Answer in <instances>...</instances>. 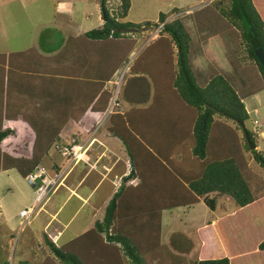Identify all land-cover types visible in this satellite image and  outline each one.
Masks as SVG:
<instances>
[{
	"label": "trees",
	"instance_id": "obj_1",
	"mask_svg": "<svg viewBox=\"0 0 264 264\" xmlns=\"http://www.w3.org/2000/svg\"><path fill=\"white\" fill-rule=\"evenodd\" d=\"M107 2L99 0L103 17L99 27L77 36L59 35L53 43L46 41L51 30L43 29L37 45L53 53L49 56L32 53V48L0 53V143L16 134L14 128L4 126L7 121L21 120L33 135L28 157L0 151V171L14 169L25 179L45 163L51 176L58 173L66 163L61 151L75 137L64 133L67 124H78L86 111H107L111 93L104 86L135 45L128 35L158 26V36L131 66L133 73L153 82L149 105L108 113L107 131L121 142L130 163L135 162L134 169L121 178L92 228L64 246H56L46 236L43 239L57 264H123L122 257L128 264H152L153 260L155 264H235L240 253L229 251V244L247 241L249 235L241 236L236 230L226 242L221 228L238 222L235 216L243 209L248 214L249 207L256 205L255 214L264 211V178L246 156L249 153L264 171V153L257 148L255 131L245 126L249 114L244 104L245 98L264 90V66L255 56L258 48L264 54V0H214L168 20L172 12H180L172 8L159 13L156 21L141 24L124 20L130 0H118L113 13ZM214 17L236 31L243 57L256 66L258 81L236 77L237 58L228 63V70L216 66L215 60H209L204 69L195 66L193 57L199 46L186 19L191 18L201 31ZM172 104L178 111L172 110ZM51 148L60 152L62 164L45 161ZM127 179L136 182L127 186ZM220 195L231 199L236 210L196 230L200 247L195 258L187 257L185 250L164 251L162 211L200 200L214 210ZM212 227L206 237L204 233ZM260 229L254 253L264 252V219ZM172 240L169 246L175 249ZM260 260L264 262L263 257ZM2 263L9 264L5 259ZM17 264L30 263L19 260Z\"/></svg>",
	"mask_w": 264,
	"mask_h": 264
},
{
	"label": "rangeland",
	"instance_id": "obj_2",
	"mask_svg": "<svg viewBox=\"0 0 264 264\" xmlns=\"http://www.w3.org/2000/svg\"><path fill=\"white\" fill-rule=\"evenodd\" d=\"M171 1L172 5L168 6V3ZM213 1L192 0L190 3L182 4L181 0H133L134 5L129 14L131 20L128 21L136 23L137 20L142 19L140 22H137L138 24L146 21L154 22L158 19L159 13H168L172 8L178 9L180 12H172L167 18L170 20L193 12ZM106 5L108 11L113 13L118 5V0H108ZM216 18L219 19L218 17H214V22L211 24L205 23L206 25L204 24L201 31H198L191 18L186 19V26L194 43L199 46L193 57L195 66L198 69H204L209 60H215L216 66L228 70V63L237 58L238 61L233 69L236 77L243 75V77L247 76L254 81H258L259 76L256 66L253 62L246 59V57H243V46L240 44L236 31L225 21L221 19L216 20ZM100 20H103V17L99 0H0V53L26 51L32 48L34 50L31 51L32 53L40 52L42 54L37 44L38 37L45 27L53 28L52 31L59 29L64 37L77 36L89 29L99 27L101 25ZM159 30L160 27L157 26L151 29H142L137 31L136 34L128 35L134 38L135 45L125 55L123 63L104 86L111 93V97L107 111L98 113L93 118L94 121L96 119V124H99L98 130H96V124H93L94 121L88 123L82 121L81 124L83 126L77 130L75 123L69 122L64 129V133L72 134L73 132L78 137L76 139L75 136L72 140H76L77 144H84V149L87 150V154H90V156H93L90 153V147L95 153L102 151L100 154L105 156L106 165L110 164L111 166L108 169L104 168V161H100L98 166L96 165L97 167L93 168L92 173L87 176L86 181L81 185V190L79 189L83 194H86L91 191L92 185L98 183L100 180L102 181L101 178L103 176L106 178L103 179L100 188L94 192L93 199L96 200H91L92 205L82 206L75 213L81 201L71 195L60 209L58 222H54L52 227L59 225L57 223H60V225L67 223V225L62 229L61 233L54 232L51 229L52 227H48L52 219L44 218L45 209L50 205L57 209L68 194V191L65 190L61 192L62 184H66L72 188V180H78L82 175L89 172V167L87 166L78 172L72 170L73 168L76 169L77 165L72 166L73 168L61 178L59 183L56 180L53 185L54 192L52 191L48 196L43 198V200L47 199L44 204L43 200L36 203V199H34L36 195L34 192L35 188L31 187L16 172L2 173L0 175V264H3V259L7 260L9 264H17L19 260H27L30 264H42L44 261L50 260L53 264H57L58 261L53 257V254L44 242V236L56 246H64L65 244H70V241L79 236L80 233L92 228L94 221L102 218L104 206L107 203L102 199L107 196L105 190L109 188L110 181L113 182L111 183L113 190H116L123 181H121V178L127 175L131 169H134L132 164L135 166L134 161L131 164L128 158L124 160L123 156L126 155L124 147L118 139L112 137L107 131L110 116L107 115V112L109 110L111 112H124L132 107L144 108L149 105V99H151L153 91V82L144 75L140 76L133 73L131 66L134 63L135 57L152 39L158 36ZM199 36H204V39H198ZM239 58L242 60L239 61ZM256 94L258 95H252L244 100L249 114L248 120L245 121V126L250 130L255 129L257 148L264 153V90ZM175 109L177 110L172 104V110ZM105 113L108 117H105ZM254 119H257V122L263 123L262 126L256 128L253 124ZM18 121L14 124L17 128L16 135L5 138L0 143V151L10 154L13 152V156L17 157H26L31 151L33 135L25 123L21 120ZM7 124L11 125L8 122L5 126H9ZM100 143L109 149L101 150ZM12 149H16L17 153ZM59 154L55 149L51 148L48 152V157L44 159L45 161L62 164L64 160ZM246 156L249 165L256 174L264 178V171L253 161L249 153ZM42 165L46 169L47 164L44 163ZM78 168L80 167L78 166ZM46 171L48 172L47 169ZM130 176L128 175V179L131 178ZM128 179L126 181L127 186L136 182V180ZM31 202L37 204L34 209L35 211H33L34 216L29 222L21 221L18 217L19 209L31 206L33 204ZM221 204L220 202L218 209L223 211L224 206L222 207ZM255 207L256 205L249 207L248 214L246 213V209L241 210L235 216V218L238 217V222H229L221 228L225 231V235L230 237H232L231 234L236 230L239 231L241 236L249 235V240L242 241L238 243L236 249L229 250L240 253V257L234 261L235 264H251L253 259L255 260V264H264L260 260L261 257L264 260V252L254 253L257 245L256 243L254 244V241L257 242L256 239L262 233L260 227L264 219V211L255 214ZM171 211L172 214H170ZM216 213L219 212L209 210L203 201L193 204L188 209L186 207H179L172 210H163L160 219V239L162 245L165 247L164 251L169 249L167 241H169L170 232H172V239L174 240L179 239L178 236L183 231L184 234L189 236L190 239H187L188 241H194L195 235H193V230L195 228L201 229L205 223H213L217 217ZM239 215L244 218H240ZM214 227L207 230L204 235L206 237L210 236ZM250 228H255L252 234H250ZM218 241L216 238L215 243ZM187 244L186 241L183 243L184 246ZM74 250L78 251V246H74ZM192 254L194 255L193 258H195V254L197 253L193 251ZM120 259L123 264H128L125 258L122 257Z\"/></svg>",
	"mask_w": 264,
	"mask_h": 264
},
{
	"label": "crops",
	"instance_id": "obj_3",
	"mask_svg": "<svg viewBox=\"0 0 264 264\" xmlns=\"http://www.w3.org/2000/svg\"><path fill=\"white\" fill-rule=\"evenodd\" d=\"M182 1V4H187V3H190V2H192V0H181ZM133 5H134V2H133V0H130V6H129V9H128V11H127V13H126V17H125V19L124 20H131L130 19V16H129V14H130V12H131V9H132V7H133ZM169 5H172V1L171 2H169L168 3V6ZM140 20H142V19H139V20H137V22H140ZM101 21V24H102V22H103V20H100ZM135 22V21H134ZM136 22V23H137ZM46 28H48V29H50L51 31L48 33V36H47V38H46V41H52V40H54V41H52L51 43H53V42H55L56 40H57V38H58V36L60 35V36H62L63 38H66V36L64 37L63 36V34L59 31V29H56V30H54V31H52V29L53 28H50V27H45L44 29H46ZM155 39V38H154ZM153 40V39H152ZM39 50H41L42 52V54L44 55V56H49V55H51V54H53V53H50V52H48V51H43L41 48H39ZM255 96L256 95H258V94H254ZM253 95V96H254ZM151 97H152V94H151ZM95 100H96V98L94 99V102H95ZM245 100V99H244ZM151 101V99H149V102ZM245 104V103H244ZM246 107V106H245ZM246 109H247V107H246ZM98 113H92V112H90V111H86V113H84V115L81 117V118H79V120L80 121H78L79 123L78 124H75L76 126H77V128H76V130L78 129V128H81L83 125L81 124V122L82 121H85V123H88V122H90V121H94V117H96V115H97ZM8 122H10V121H7L6 123H8ZM15 122H19L18 120L17 121H13V122H10L11 123V125L10 124H7V125H9V127H11V128H14V130H16L15 131V133H17V128L14 126V124H15ZM6 123H5V125H6ZM231 123V122H230ZM93 124L95 125L96 124V119H95V121L93 122ZM4 125V126H5ZM81 125V126H80ZM28 127V126H27ZM95 127H96V130H98V128H99V124H96L95 125ZM73 133V132H72ZM74 134V133H73ZM16 135V134H15ZM81 135H84V134H81ZM76 136V135H75ZM77 137V136H76ZM78 138V137H77ZM117 139V138H116ZM87 140V139H86ZM85 140V141H86ZM101 147H100V149L102 150H108L109 148L107 147V146H105V145H103L102 143H100L99 144ZM14 152H16L17 153V150L16 149H12ZM102 151H97L96 153H95V151L93 152L92 151V149H91V147H90V153L91 154H93V156H90V154H87V151H86V155L84 156V160L83 161H81L75 168L76 169H72L73 171L75 170V171H78V172H80L81 170H83V169H85L87 166L89 167V172H87L85 175H82L78 180L77 179H75V180H72V182H73V184H72V188H70L69 186H67L66 184H62V191L61 192H64V190L65 191H68V194H67V197H66V199L61 203V205L59 206V207H57V209H55L54 207H52V205H50L47 209H45V212H44V218L45 219H47V218H49V219H52V220H50V222H49V225H48V227H52V225L54 224V222H58V218H59V213H60V209H61V207L63 206V204L66 202V200L72 195V196H75L78 200H80L81 201V204L79 205V207L76 209V211H75V213L77 212V210L78 209H80V208H82V206L84 207V206H86V205H92L91 204V200L93 199V194H94V192H96L99 188H100V185H101V183H102V181H103V179H106L104 176L101 178L102 179V181L100 180L98 183H96V184H94V185H92V187H91V191L90 192H88V193H86V194H83L82 193V191H80L81 190V188L80 187H82L81 185L86 181V178H87V176L89 175V174H91L92 173V170H93V168H95V167H97L98 166V163L101 161H104V168H111V166H110V164H108V165H106V160H104V155L103 154H100ZM13 153V152H12ZM30 155V154H29ZM28 155V156H29ZM28 156H26V157H28ZM123 158H124V160H126V158H128V156H123ZM128 160H129V158H128ZM97 165V166H96ZM78 166L80 167V168H78ZM106 169V170H107ZM10 172H16L14 169H9V170H6V171H0V175L2 174V173H10ZM17 173V172H16ZM18 174V173H17ZM111 183H113L112 181H110V184H109V188H107L105 191L107 192V196L106 197H104L102 200L104 201V202H107L108 200H109V198L111 197V194L115 191V190H113V188H112V184ZM31 186V185H30ZM31 187H33V186H31ZM80 189V190H79ZM57 192V191H56ZM49 198V197H48ZM34 199H36V195H35V197H34ZM34 199H33V201H34ZM223 199H226V200H223ZM93 200H96V199H93ZM47 201V199L46 200H43V204L45 203ZM200 201H202V200H200ZM220 202L222 203L221 205H222V207H223V211H220L219 209H218V206L220 205ZM33 202H31V204H32ZM204 203V202H203ZM34 204V203H33ZM191 206H193V205H191ZM191 206H189V207H191ZM29 207V206H28ZM189 207H186L187 209L189 208ZM184 208V207H183ZM23 208H21V209H19V210H22ZM209 209V208H208ZM218 209V210H217ZM210 210V209H209ZM236 210V206H235V204H234V202L231 200V199H229L228 197H226V196H222V195H220V196H218L217 198H216V203H215V208H214V210H211L212 212H219V213H216L217 214V217L214 219V221H216L217 219H219V218H221L222 216H225V215H227V214H231V212L233 213L234 211ZM182 211H184V209H182ZM19 212V211H18ZM74 213V214H75ZM74 214H73V216H74ZM170 214H172V211L170 212ZM57 224H59V225H55V226H53L51 229L52 230H54V232H58V233H61V231H62V229L63 228H65V226L67 225V223H64L63 225H60V223H57ZM171 224V223H170ZM206 224V223H205ZM204 224V225H205ZM203 227V226H202ZM196 228L193 230V235H195V240L194 241H188L187 239H190L189 238V236L188 235H186V234H184L183 233V231L181 232V235H179L178 236V238L179 239H173L172 240V232H170L171 233V235L169 236V241H167V246H169V242H170V240H172V246L175 248V249H172V247H168L169 248V250H171V251H173L174 253L175 252H178L177 250L179 249V250H185L184 252H185V254H186V256L187 257H189V258H193V254H192V252L194 251L195 253H196V250L200 247L199 246V242H198V239H197V236H196ZM176 233H178V232H176ZM55 234V233H54ZM227 237V238H226ZM171 238V239H170ZM225 241L226 242H228L229 240H231V238L232 237H230V236H228V235H226L225 237ZM186 241L188 244L187 245H183V243ZM238 243H240V241L238 240V241H236V242H232V240H231V244H229V247H230V249H236L237 248V246H238ZM254 246V245H253ZM252 246V247H253ZM252 247H251V249H252ZM165 249V248H164ZM256 249V248H255ZM254 249V250H255ZM237 251H233V253H236ZM192 255V256H191ZM156 263V260H153L152 261V264H155Z\"/></svg>",
	"mask_w": 264,
	"mask_h": 264
},
{
	"label": "built area",
	"instance_id": "obj_4",
	"mask_svg": "<svg viewBox=\"0 0 264 264\" xmlns=\"http://www.w3.org/2000/svg\"><path fill=\"white\" fill-rule=\"evenodd\" d=\"M109 112L111 111L109 110L107 115ZM107 115L105 113V117H107ZM253 124L257 127L261 125L259 122H257V120H254ZM84 148V144H77L72 140L70 146L63 148L61 151V155L66 158V163L58 173L51 176L44 167L38 166L25 177V180L35 188L34 192L37 197L36 203L41 202L45 196H48V194L54 190L53 185L55 184L56 180L59 183L61 178L66 175L71 170V168H73L72 166L77 164L79 161L84 160V156L87 151ZM36 203L19 211L18 217L21 221L29 222L30 219H32L34 216L33 211H35L34 209L37 206Z\"/></svg>",
	"mask_w": 264,
	"mask_h": 264
},
{
	"label": "water",
	"instance_id": "obj_5",
	"mask_svg": "<svg viewBox=\"0 0 264 264\" xmlns=\"http://www.w3.org/2000/svg\"><path fill=\"white\" fill-rule=\"evenodd\" d=\"M103 16H104V14H103ZM255 56L258 59L259 63L264 66V54L261 51V49H259V48L256 49Z\"/></svg>",
	"mask_w": 264,
	"mask_h": 264
},
{
	"label": "clouds",
	"instance_id": "obj_6",
	"mask_svg": "<svg viewBox=\"0 0 264 264\" xmlns=\"http://www.w3.org/2000/svg\"><path fill=\"white\" fill-rule=\"evenodd\" d=\"M254 120H257V119H254ZM254 120H253V121H254ZM259 123H260L261 125L258 126V127H261L263 123H261V122H259ZM255 127L258 128L257 126H255ZM254 130H255V129H254ZM80 162H81V161H79L77 164H79ZM77 164H75V165H77ZM48 174H49V173H48ZM52 176H53V175H52Z\"/></svg>",
	"mask_w": 264,
	"mask_h": 264
}]
</instances>
